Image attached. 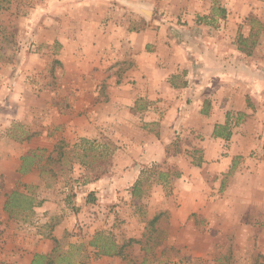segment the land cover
<instances>
[{
	"label": "rangeland",
	"instance_id": "rangeland-1",
	"mask_svg": "<svg viewBox=\"0 0 264 264\" xmlns=\"http://www.w3.org/2000/svg\"><path fill=\"white\" fill-rule=\"evenodd\" d=\"M1 1L0 264H264V0Z\"/></svg>",
	"mask_w": 264,
	"mask_h": 264
},
{
	"label": "trees",
	"instance_id": "trees-1",
	"mask_svg": "<svg viewBox=\"0 0 264 264\" xmlns=\"http://www.w3.org/2000/svg\"><path fill=\"white\" fill-rule=\"evenodd\" d=\"M2 3H3V1L0 0V9H4ZM9 5H10L11 9H16L18 7V4L16 3V1L15 2H9ZM218 9H220V11ZM218 9L215 8L213 10V12H215V13H213L209 17L199 18L197 20V22L201 23L202 21H206L207 24L213 23L215 21L214 20L215 14L217 13L216 10L219 11V15L221 16V18L225 19L227 16L226 15L227 14L226 9H224V8H218ZM0 28L4 29L5 26L0 25ZM251 37H252V35H250V38ZM13 39H14L13 36L5 37L3 39V41H4L3 44L7 45L8 43H10V41L12 42ZM249 39H246V38L242 37V35H240L238 37L237 45H238V49L241 52L248 54V55H251V53H252L251 50L246 48V45H247V42L249 41ZM1 49L3 50V47L0 48V50ZM2 56H4V54L0 53V59L2 58ZM56 62H58V61H56ZM240 115L242 116L243 114H240ZM36 134L37 133L28 134L25 136L24 140H30L31 138L35 137ZM231 135L232 134H231L230 127L228 124L224 125V126L223 125H216L215 126V130L213 132L214 138H221V139H224L225 141H229L231 138ZM61 145H62V143H61ZM61 145H60V147H61ZM198 153H199V151H198ZM193 157H194L193 158V165L198 166V167L201 166V164L203 163V157L202 156H200L199 158H196L195 156H193ZM21 172H23V173L26 172L25 166H23V169L21 170ZM140 183L141 182L137 183L136 189H138V186ZM137 197H139V195H137ZM34 201H36L34 198H29V197L24 196L23 194H20L17 191H13L12 194L9 196L8 200L4 204V211L9 213L10 217H13L14 216V206L19 205V208L22 206H25L26 210H31V208L33 206H35V204H36V202H34ZM42 203L43 202L40 201V202H37L36 205L40 206V205H42ZM93 246L99 247L100 248L99 254L104 255V256H120V255H122L123 249H124L123 246H119L116 242L109 240L107 238L102 239L101 246H98V243L96 241L93 242ZM259 257L264 259V256H259ZM31 264H49V258H48V256H45V255H35Z\"/></svg>",
	"mask_w": 264,
	"mask_h": 264
},
{
	"label": "crops",
	"instance_id": "crops-1",
	"mask_svg": "<svg viewBox=\"0 0 264 264\" xmlns=\"http://www.w3.org/2000/svg\"><path fill=\"white\" fill-rule=\"evenodd\" d=\"M237 57H236V59H238ZM210 78H212V77L206 76L205 81L202 82L201 89H199L198 86H197V89H196L194 81H191V82L185 81L182 84L183 87L180 86V85H177V86L175 85V87H176L175 90L178 92V95L180 93V90H181V92L185 91L187 93L188 97L190 96V94L194 93V90H195V91H201L202 93H208L209 96L211 94H213V97H215L217 95L221 99V98H225L227 93H231L230 91H233L234 93H236L235 87H238V86L241 87V85H242V82L240 81V79H241L240 77L231 78V79H229L227 77V78H223L222 80L219 79V80H216V81H211ZM255 79L256 78H253V77H250V78L247 79V81L251 83V87H253V88L255 86H257L256 84H261L262 83V82H259L258 80H256L257 82L255 83V81H254ZM189 83H190V85H189ZM214 85H216V86H214ZM254 95H256V94H254ZM228 97H232V95H227V98ZM256 97H257V95H256ZM260 98L263 101L261 103L259 102V104L256 103V108L251 111L252 115L253 114H255V115H259L260 114L261 115V113L264 111V91H263V94L260 95ZM236 111H238L237 114H243V113H246L247 115L249 114V113L246 112L247 110H238L237 109ZM204 112H206V111H204ZM221 124H217V125H221ZM215 126H216V124L214 125L213 132L215 130Z\"/></svg>",
	"mask_w": 264,
	"mask_h": 264
},
{
	"label": "water",
	"instance_id": "water-1",
	"mask_svg": "<svg viewBox=\"0 0 264 264\" xmlns=\"http://www.w3.org/2000/svg\"><path fill=\"white\" fill-rule=\"evenodd\" d=\"M140 9V8H139ZM140 11L143 12V14L146 16V17H151V10H148L146 8H143V9H140Z\"/></svg>",
	"mask_w": 264,
	"mask_h": 264
}]
</instances>
